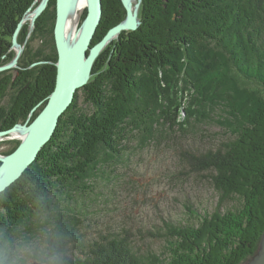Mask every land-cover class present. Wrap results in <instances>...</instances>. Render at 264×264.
Returning <instances> with one entry per match:
<instances>
[{
  "label": "trees",
  "instance_id": "16d2710c",
  "mask_svg": "<svg viewBox=\"0 0 264 264\" xmlns=\"http://www.w3.org/2000/svg\"><path fill=\"white\" fill-rule=\"evenodd\" d=\"M33 2L0 0V63L11 59L12 32ZM54 5L50 0L48 10ZM102 9L93 43L125 19L121 0H102ZM139 13L138 29L105 48L97 76L81 89L90 111L78 106L76 95L36 161L0 194V229L19 243L43 241L62 264H242L264 233V0H141ZM42 17L34 36L53 30L54 10ZM36 52L28 45L19 68L0 75V102L11 95L0 108V130L24 120L53 89V64L30 67L50 60ZM180 79L189 86L185 124L178 122V104H160V117L155 110L154 97L169 103ZM225 104L222 125L233 138L184 160L207 174L221 203L236 205L198 216L191 205L185 222L165 220L163 229L148 232L162 239L160 249L141 250L124 230L86 244L71 207L74 195L93 191L89 180L103 173L104 163L122 158L130 132L148 142L154 126L183 129L194 114Z\"/></svg>",
  "mask_w": 264,
  "mask_h": 264
},
{
  "label": "rangeland",
  "instance_id": "374dc122",
  "mask_svg": "<svg viewBox=\"0 0 264 264\" xmlns=\"http://www.w3.org/2000/svg\"><path fill=\"white\" fill-rule=\"evenodd\" d=\"M49 2L42 9L41 6L43 0H34L32 5L24 13L12 32L14 35L21 22V27L18 30L19 32L17 35L18 46L12 44L11 50L13 51V55L11 59L3 60V62L0 63V67L2 65H11L12 68L1 73L13 72L12 70L18 69V62L25 53L26 47L30 45L31 55H35L38 53L36 51H39L40 53L48 55L50 59L34 62L30 67L32 68L33 66H40L42 64H53L55 66L56 80V64L58 62L54 39L56 0L53 9V30H47L42 36H40V34L34 36L37 20L47 11L53 13V10H48ZM136 4H138V29L140 25L139 12L141 8V0H133V6ZM86 14L87 9L84 7L79 22V29H81L85 21ZM34 15H37V18L32 21ZM23 30L25 31V34L24 40L21 44L19 39L21 38L20 35ZM121 33L113 38L106 47H111L113 43L120 38ZM32 36L34 37L31 40ZM94 39L95 36L91 43L92 46L102 40L93 43ZM106 47L98 53L93 61L84 87L97 76L95 75V73H98L97 71L93 73L94 67L96 61L104 53ZM104 57V60H106V56ZM15 59L17 61L16 64L13 63ZM107 64L108 60L103 62L101 70H105ZM55 80L53 89L45 100L39 102L29 111L24 120L15 124L10 129H15L17 127H21L24 131L29 129L30 125L47 104V101L54 90ZM82 88L75 92L74 98L77 95L79 97L78 106L84 110L90 111V108L84 101V94L81 91ZM187 88H189V86L186 84V80L180 79L177 85L170 89L171 93H169V96L171 100L169 103L163 99V96L154 97L152 95L157 102L155 109L157 116L160 117L161 114L159 111L160 109L158 110L160 104L163 107H166V105L169 104L171 109L178 104V110H181L178 122L180 121L185 124L186 113L183 109L186 108L187 102L190 100ZM10 99L11 95L5 97L4 100L0 102V108L5 109L8 106ZM213 106H211L213 108L210 114L207 112L206 116L203 115L205 117L201 116L199 113L194 114L192 119L189 118V125L184 126L183 129H179L178 127L170 128L168 124L161 127L154 126V129L156 130L154 131L153 138L148 140V142H141L140 135L136 131L130 132L125 142L127 149L122 158L118 162L104 163L101 167L103 173L98 172L97 176L94 177L95 179L89 180L95 185L93 186V191L84 194L77 193L74 195L71 207H74L77 217L83 224L81 232L85 236L86 244L89 243V240L97 239L101 235L105 236L111 232L120 233L121 230H124L130 238H132L135 246L141 248V250L151 248L160 249L162 246V239L150 238L148 232L154 233L157 230L163 229V222L165 220L172 219L174 222L177 220H183L185 222L184 219L191 217V211L189 212L188 210V207L191 205L193 209L196 210L197 216L199 214L203 215L205 212L211 214L218 207L221 212H224L226 207L230 208L232 205H236L237 202L231 200H226L221 203L220 194L211 183V180L206 176L207 174L201 170L193 169L190 164L186 163V158L184 157L186 154L200 155V153L209 149H215L228 139L233 138L231 133L222 125V121L227 117V112H229L230 108L226 104L224 105L225 107L223 105ZM34 114L36 115L33 118ZM10 129L0 130V132H8ZM11 135L12 133H7L0 137L1 158L10 155L22 143L23 137H20V135L13 137ZM103 154V151H101L100 158L105 160ZM59 210H65L64 204H61ZM29 243L36 246L45 245L43 241L38 239H34ZM259 245L256 252L248 257L242 264H250L258 253ZM72 251H75L76 254L79 253V251H76L75 249H72ZM70 254L71 255L69 256H73V253L70 252Z\"/></svg>",
  "mask_w": 264,
  "mask_h": 264
},
{
  "label": "water",
  "instance_id": "95a60500",
  "mask_svg": "<svg viewBox=\"0 0 264 264\" xmlns=\"http://www.w3.org/2000/svg\"><path fill=\"white\" fill-rule=\"evenodd\" d=\"M48 2L49 0H43L41 8L43 9ZM71 2L72 0H56L54 39L58 62L56 64L55 87L44 109L25 131L19 147L5 158L0 157V194L23 175L35 161L40 150L52 138L60 116L72 104L75 92L86 84L93 61L98 53L122 31L137 29L138 4L134 5V9H132L128 4L129 0H121L126 12L125 20L109 29L102 40L92 46V40L102 18V0H85L87 9L85 21L76 39L69 42L65 35V26ZM36 18L37 15H34L32 21ZM20 27L21 22L12 37L14 46H18L17 35ZM13 63H17L16 59ZM10 68H12L11 65H2L0 73ZM13 131L14 128L8 132H0V137ZM250 264H264V233L260 240L258 253Z\"/></svg>",
  "mask_w": 264,
  "mask_h": 264
},
{
  "label": "clouds",
  "instance_id": "9594fccd",
  "mask_svg": "<svg viewBox=\"0 0 264 264\" xmlns=\"http://www.w3.org/2000/svg\"><path fill=\"white\" fill-rule=\"evenodd\" d=\"M0 264H62V260L49 245L19 243L0 229Z\"/></svg>",
  "mask_w": 264,
  "mask_h": 264
},
{
  "label": "bare ground",
  "instance_id": "6f19581e",
  "mask_svg": "<svg viewBox=\"0 0 264 264\" xmlns=\"http://www.w3.org/2000/svg\"><path fill=\"white\" fill-rule=\"evenodd\" d=\"M128 4L129 6H131L132 9H134L133 0H129ZM84 7H85V0H72L71 2L68 15H67L66 26H65V35L69 42L73 41L77 37V34L80 30L79 22H80V18L83 13ZM11 133H12L11 136L13 137L19 136V135L20 137H23L25 134V131L21 127H17Z\"/></svg>",
  "mask_w": 264,
  "mask_h": 264
}]
</instances>
